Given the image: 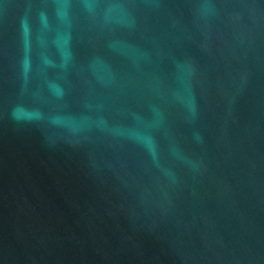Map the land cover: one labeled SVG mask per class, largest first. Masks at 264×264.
I'll use <instances>...</instances> for the list:
<instances>
[{
	"label": "water",
	"instance_id": "water-1",
	"mask_svg": "<svg viewBox=\"0 0 264 264\" xmlns=\"http://www.w3.org/2000/svg\"><path fill=\"white\" fill-rule=\"evenodd\" d=\"M0 264H264V0H0Z\"/></svg>",
	"mask_w": 264,
	"mask_h": 264
}]
</instances>
